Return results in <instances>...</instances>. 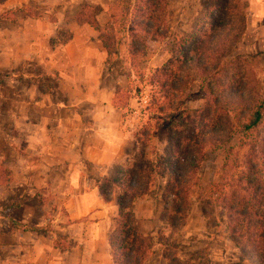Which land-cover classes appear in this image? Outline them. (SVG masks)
Wrapping results in <instances>:
<instances>
[{
  "label": "crops",
  "instance_id": "obj_1",
  "mask_svg": "<svg viewBox=\"0 0 264 264\" xmlns=\"http://www.w3.org/2000/svg\"><path fill=\"white\" fill-rule=\"evenodd\" d=\"M44 1L0 4V264H116L107 236L119 190L105 201L98 185L141 156L137 101L114 104L128 88L100 36L117 0ZM87 8L98 27L78 20ZM146 197L128 209L143 236L166 224ZM143 264H168L163 247Z\"/></svg>",
  "mask_w": 264,
  "mask_h": 264
},
{
  "label": "trees",
  "instance_id": "obj_2",
  "mask_svg": "<svg viewBox=\"0 0 264 264\" xmlns=\"http://www.w3.org/2000/svg\"><path fill=\"white\" fill-rule=\"evenodd\" d=\"M5 1L0 0V4ZM230 4L231 0H206L201 20L178 39L169 58L154 69L148 81L154 87L148 104L153 105L158 116L153 130L166 139L165 155L157 156L154 161L141 156L139 161L98 185L105 201L112 199L115 189L119 190L117 217L107 236L116 264H143L151 253V236L137 232L128 209L149 192L158 177L167 178L164 199L172 197L171 210L163 218L171 232L185 224L190 198L196 191L203 203H215L223 209L228 237L242 255L239 264H264V96L258 101L250 100L254 95L245 90V82L232 71L236 60H220L217 68L211 58L219 43L226 41L220 40L223 35L231 34ZM128 5L125 3L123 7L125 16ZM159 6L162 7V0H136L132 6L129 14H134L131 20L134 31L128 49L132 57L143 52L146 37L157 39L166 35L164 21L157 14L161 10ZM86 10L78 20H88L98 27L90 18L97 8ZM136 33L141 36L137 37ZM100 36L108 50L103 29ZM192 73L205 95V104L189 110L184 102L185 91L194 80ZM130 97V91L120 89L115 93L114 104L125 107ZM151 132L149 127L143 131L146 142ZM209 148L226 153L223 168L228 156L235 162L231 171L222 168L216 173V182H202L197 174ZM160 235L159 231L157 242L163 247L168 264H193L180 261L177 244Z\"/></svg>",
  "mask_w": 264,
  "mask_h": 264
},
{
  "label": "rangeland",
  "instance_id": "obj_3",
  "mask_svg": "<svg viewBox=\"0 0 264 264\" xmlns=\"http://www.w3.org/2000/svg\"><path fill=\"white\" fill-rule=\"evenodd\" d=\"M110 1L113 2V0ZM119 1L110 5L109 12L113 15L111 16L112 24L107 26L104 24L102 27L103 36L108 44V62L111 63L109 68H114L122 77L131 96L137 101V107L134 109L137 111L135 133L138 141L141 142L139 150L141 152H138V155L141 154L142 158L147 161H154L157 156L165 155L167 142L162 134L153 130L158 116L154 112L153 105L148 104V100H151L154 95V87L148 81L154 69L160 67L168 59L171 49L178 44V39L191 32L201 20L206 0H162V7L159 6L161 10L157 14L164 21L166 35L156 40L149 36L146 37L143 52L136 57H132L128 52L129 43L133 39L131 32L134 31L131 23L134 14L132 13V16L129 13L136 0H121L118 8ZM43 3V7L47 9L49 1L45 0ZM63 3L65 1L61 2ZM125 3L130 4L128 5V16H125L123 12ZM230 7L232 8L231 34L229 37L228 32L223 35L220 40L225 38L226 41L219 43L216 53L211 55V58L217 68H219L220 60H236L235 69L232 68L233 73L239 74L245 82V90H249L254 95L250 100L258 101L264 96V11L258 9L256 12H250L246 9L245 0H231ZM53 10L54 12L49 13L48 17L52 22L57 19V13L62 14L56 7ZM33 13L35 14V11ZM138 33L136 36L140 37ZM60 38L61 40L68 38L67 33L60 32ZM192 75L191 78L194 80H191L185 91L186 100L184 102V106L189 110L199 109L205 104V95L199 89V81L194 73ZM142 98L147 99L146 104L142 102ZM148 127L152 132L146 142L142 133ZM225 154L221 149L209 148L207 150L205 160L197 172L202 182H216V173L222 171ZM141 156L136 161H139ZM227 159L223 169L229 172L233 169L235 162L232 156H228ZM164 183L165 179L162 177L156 178L149 192L143 196V198L149 196L146 200L158 216H166L172 207V197L164 199ZM196 193L195 191L191 195L185 224L178 230L180 240H172L174 232H171L166 224L158 229L160 236H168L172 242L177 244V256L182 262L193 264L241 263V252L228 237L223 209L215 203L206 205ZM158 230L154 228L151 233L147 234L153 240L151 253L159 245Z\"/></svg>",
  "mask_w": 264,
  "mask_h": 264
},
{
  "label": "built area",
  "instance_id": "obj_4",
  "mask_svg": "<svg viewBox=\"0 0 264 264\" xmlns=\"http://www.w3.org/2000/svg\"><path fill=\"white\" fill-rule=\"evenodd\" d=\"M142 102H143L144 104H146V103H147V99H146V98H142Z\"/></svg>",
  "mask_w": 264,
  "mask_h": 264
}]
</instances>
